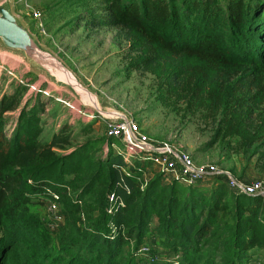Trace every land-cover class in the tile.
Listing matches in <instances>:
<instances>
[{
  "label": "trees",
  "instance_id": "16d2710c",
  "mask_svg": "<svg viewBox=\"0 0 264 264\" xmlns=\"http://www.w3.org/2000/svg\"><path fill=\"white\" fill-rule=\"evenodd\" d=\"M83 2L67 25L96 10L90 0ZM100 2L104 16L89 17L92 26L126 29L148 50L197 58L217 80L233 82L232 104L210 95L197 97L198 106L249 112L255 123L246 141L235 137L227 145L218 128L206 151L220 146L223 155L236 141L251 160L264 149V0ZM25 91L17 87L0 100V264H251L256 257L264 264L262 197L235 195L221 178L206 189L209 195L177 182L169 187L161 176L146 186L138 172L152 164L141 158L132 161L137 165L127 163L123 144L107 132L79 145L67 123L43 135L41 98L31 99L17 120L6 123L5 113L21 107ZM9 123L11 133L5 132ZM227 131L237 134L232 125ZM226 159L234 176L244 180L246 168L238 172L231 153ZM47 200L60 209L58 227L34 210ZM150 233L156 237L152 257L159 250L154 244L161 242L179 260L137 259Z\"/></svg>",
  "mask_w": 264,
  "mask_h": 264
},
{
  "label": "rangeland",
  "instance_id": "374dc122",
  "mask_svg": "<svg viewBox=\"0 0 264 264\" xmlns=\"http://www.w3.org/2000/svg\"><path fill=\"white\" fill-rule=\"evenodd\" d=\"M12 1L19 18L44 46L69 65L85 89L98 98L100 108L106 111L124 112L140 125L141 131L148 137L156 142H168L184 149L197 165L216 166L230 171L231 164L226 157L231 153L237 171L246 168L244 180L264 181V149L257 150V154L249 156L252 157L251 160L245 159L241 153L243 151L237 148L236 141L230 145V148H226L223 155L220 146L206 151V145L217 135L218 128L222 127L219 137L220 139L224 137V145H227L235 137H239V141L242 139L246 141L249 138V126L255 123L249 117V112L226 113L225 106L213 109L198 106L197 97L208 98L210 95L217 96L218 100L224 96L226 97L223 101L224 105L232 104L230 99L232 97L236 99V95L231 93L233 82L217 80V75L197 58L148 50L137 36L126 29L92 26L91 16L103 15L99 13L102 9L101 0H90L89 3L96 10L72 25H67L65 22L80 12L82 3H85L83 1L88 0ZM35 11L41 13L39 20L34 17ZM89 17L90 20L87 22ZM0 57V100L5 94H12L17 87L26 88L23 99L21 98V107L5 113L3 119L6 123L17 120L21 108L31 99L33 103V100L41 98L46 108L41 123L43 135L57 132L67 123L73 129V134L79 136L76 145L82 144L87 138L106 137L104 121L102 122L97 115L93 117L95 111L84 107L72 91L60 90L44 78H39L36 73L28 71L26 65L17 58L4 55ZM11 73L15 74L17 79L21 76L26 81V85L18 83ZM39 80L42 84H38ZM32 87L37 90H33ZM62 100L67 102V105L62 103ZM87 102L95 103L92 98L87 99ZM80 108L82 113L78 112ZM226 125L228 127L232 125L237 134L232 136L234 131L233 133L227 131ZM88 127L92 128V135L87 136L85 131L89 129ZM8 130L10 133L13 131L11 128H6L5 132ZM113 149L114 152H118L119 148L115 146ZM109 150L107 144L104 145L102 154L107 155ZM125 157L129 161H135L134 158ZM129 161L127 162L129 164L135 163ZM147 162L148 160L144 159L141 161L142 164ZM124 170L130 171L129 167H125ZM138 173L146 179L143 182L147 183L146 186L156 176L164 177V182L169 187L175 183L163 176L153 164L142 166ZM217 178L219 177H208L196 186L183 185L187 188L200 187V192L209 195L210 192L206 189L218 186ZM34 210L48 220L52 218V227H58L62 222L59 216L60 209L53 213L50 200H47L42 207H35ZM156 225L158 224L155 218L153 227ZM153 238L156 239L151 233L146 237L147 243L144 246H148L150 252L146 253L142 249L144 253H138L137 259L143 261L149 258L153 262H162L172 261L177 257L179 260V256L173 257L172 254H167L160 245L161 242L159 246L154 244L159 250L152 257ZM259 263L261 264V261Z\"/></svg>",
  "mask_w": 264,
  "mask_h": 264
},
{
  "label": "built area",
  "instance_id": "2783aa9c",
  "mask_svg": "<svg viewBox=\"0 0 264 264\" xmlns=\"http://www.w3.org/2000/svg\"><path fill=\"white\" fill-rule=\"evenodd\" d=\"M34 17L36 20H39L41 13L35 11ZM11 76L17 79L15 74L11 73ZM17 81L20 84L26 85V81H24L21 76ZM40 81L41 80H39V82ZM40 83L42 84V81ZM38 84H36V87ZM32 89L35 91L37 90L33 87ZM62 103L67 105L65 101ZM78 112L82 113V108H80ZM120 113L122 117L119 116L114 120L103 119L97 114H94L93 117L97 115L105 121L107 135L114 139H118L123 144L125 156L134 159L141 158L145 161L148 160V162L158 168L163 176L180 184L194 186L208 177L215 176L223 179L229 190L235 195L245 194L247 196H259L264 199V181L238 180L231 171L220 169L216 166L197 165L191 155L184 149L175 147L168 142L154 141L141 131L140 125L133 118L124 112ZM7 128H11L10 123L7 125ZM125 159L129 161V159ZM51 208L52 212L58 210V206L55 203H51ZM111 212L112 210H110V213ZM142 249L146 253L150 252L148 246H144ZM142 249L141 252L144 253Z\"/></svg>",
  "mask_w": 264,
  "mask_h": 264
},
{
  "label": "water",
  "instance_id": "95a60500",
  "mask_svg": "<svg viewBox=\"0 0 264 264\" xmlns=\"http://www.w3.org/2000/svg\"><path fill=\"white\" fill-rule=\"evenodd\" d=\"M12 3V0H0V55L17 58L39 78H44L60 90L72 91L84 107L92 108L101 118L114 120L122 117L120 112L100 108L98 98L85 89L76 73L60 56L40 42L15 13ZM89 98L95 103L87 102Z\"/></svg>",
  "mask_w": 264,
  "mask_h": 264
},
{
  "label": "crops",
  "instance_id": "0c3cea01",
  "mask_svg": "<svg viewBox=\"0 0 264 264\" xmlns=\"http://www.w3.org/2000/svg\"><path fill=\"white\" fill-rule=\"evenodd\" d=\"M0 56H3V55H0ZM1 58V57H0ZM39 84H41L40 82H38ZM258 252H260V251H258ZM257 263V262H260V259L259 258H255L252 262H251V264H253V263Z\"/></svg>",
  "mask_w": 264,
  "mask_h": 264
}]
</instances>
